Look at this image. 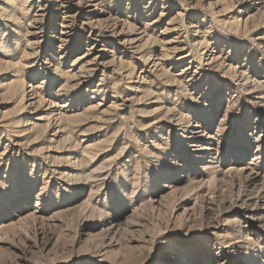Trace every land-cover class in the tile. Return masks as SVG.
I'll return each instance as SVG.
<instances>
[{
  "label": "rangeland",
  "instance_id": "obj_1",
  "mask_svg": "<svg viewBox=\"0 0 264 264\" xmlns=\"http://www.w3.org/2000/svg\"><path fill=\"white\" fill-rule=\"evenodd\" d=\"M0 264H264V0H0Z\"/></svg>",
  "mask_w": 264,
  "mask_h": 264
}]
</instances>
